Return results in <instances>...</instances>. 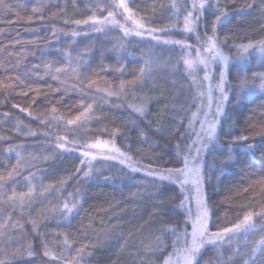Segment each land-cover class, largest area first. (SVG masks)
Here are the masks:
<instances>
[{
  "label": "snow or ice",
  "instance_id": "snow-or-ice-1",
  "mask_svg": "<svg viewBox=\"0 0 264 264\" xmlns=\"http://www.w3.org/2000/svg\"><path fill=\"white\" fill-rule=\"evenodd\" d=\"M227 3L236 5V0H225V5L221 0H90L86 5V18L75 19L67 17V4L61 7L59 3L51 5L46 0H38L31 8V14L21 17L16 13L18 20L32 24L35 20L47 19L45 10L51 11L54 7L64 14V25L75 26V29L64 33L72 38L86 36L89 32L108 36L115 31L123 42L130 43V38H140L153 47L177 52L174 60L170 57L165 63L170 65L173 76L176 73L184 75L189 86L186 97L180 99L178 89L174 88L169 93L163 84L151 83L155 69L162 66L156 54L151 52L131 78H127L126 65L122 61H118L115 68L102 64L99 72L84 75L81 66L86 53H78L74 58L71 52H65L62 64L47 63L42 73H32L58 82L55 87L48 86L49 91H42V86L26 84L22 78L26 73L9 74L7 67L0 63V69L6 76L0 80V92L11 94L19 90L20 95L28 97V107L12 104V108L26 113L44 129L42 132L34 131L17 119L14 125L16 138L51 140L48 154L29 153L25 157L22 153L27 149L23 143H16L11 135H0V142L6 145L0 151L3 157L0 159V264H40L41 260L44 264H93L95 251L102 240L116 235L118 229L116 232L94 233L93 240H89L81 230L84 239L78 241L75 235L67 232L47 233L48 224L44 225L47 234L42 235L40 224L58 218L56 228L59 229L64 226L61 221L70 223L71 219L79 216L83 201L80 181L87 182L93 178L100 167L98 161H114L123 166L122 172L126 169L128 179L133 182L134 174L142 173L144 177L151 178L158 190L151 197L152 213L138 230H143L144 224L158 212L168 213L169 218L175 221L160 225L147 241L141 239L139 245L132 239V233L117 236L116 250L112 251L113 259L109 264H201V255L206 247H211L222 264L225 247L232 248L236 244L232 252L239 255V242L257 232L260 236L252 242L248 255L251 259L259 254L258 264H264V165L258 173H250L246 182L227 188L219 201L220 212L214 208L217 201L212 194L217 191V186L209 183L214 175L219 180L230 164L239 162L241 155L255 159L259 151L264 157V120L257 123L250 117L245 128L239 129L229 123L231 112L226 111L230 108L232 92L238 94L234 97L238 102L257 91L264 93V73H253L251 80L246 74H237L233 85L228 79L230 57L224 52L232 41L231 48L236 50L238 58L236 62L243 70L250 50L264 54V37L236 44V34L222 33L221 30L227 29L232 22ZM253 7L264 13V0H259V4L255 0H245L239 10ZM0 10L11 13L13 5L8 0H0ZM7 22L15 21L8 19ZM50 32L58 38L61 29L53 28ZM177 35L184 38L174 39ZM190 39L195 43H189ZM15 43L22 42L16 39ZM3 47L7 46H0ZM118 47L122 49L124 43H119ZM12 54L11 51L8 53ZM39 68V64L33 65L34 70ZM101 73L116 75L109 79L108 75ZM66 78L74 79L72 91L80 96L74 107L67 108L68 115L62 114L58 107L68 91ZM171 83L175 85L177 80L173 79ZM50 92L60 93V96L55 101L40 100ZM97 96L102 102L113 97L126 102L114 106H126L129 110L127 124L131 127L128 131L134 129L144 146L136 149L139 156L133 154L132 144L127 143L128 131L115 126L109 128L103 123V110ZM37 101L45 105L46 113H33L31 105ZM150 106L155 109L154 114ZM6 120H10L8 112L3 113L0 128ZM92 121L100 125L98 131L106 134L107 139L99 135H80L81 131L92 130ZM172 136L176 140L174 152L160 143ZM257 137L261 138L259 143ZM118 138L124 143L118 145ZM160 152H166L177 166L160 167L168 162L165 156L154 159ZM72 153H77L75 159L79 164L71 175L57 176L48 168L40 167L58 156H70ZM13 156L14 164L10 162ZM208 157L211 159H206ZM145 159L148 163H144ZM32 168L37 171H32ZM73 176L77 187L75 191L67 192L68 182ZM104 179L110 180L111 177L104 176ZM133 195L140 198L139 192ZM165 199L172 201V209L161 207ZM52 200L56 203L53 204ZM176 210L183 215H171ZM230 212L236 213V220H230ZM214 217L222 218L223 223L217 224ZM157 218L163 219V216ZM86 227L94 232L91 223ZM47 237L51 238V247ZM34 241H38L39 252ZM204 264L211 262L205 261ZM244 264H249V260Z\"/></svg>",
  "mask_w": 264,
  "mask_h": 264
},
{
  "label": "trees",
  "instance_id": "trees-1",
  "mask_svg": "<svg viewBox=\"0 0 264 264\" xmlns=\"http://www.w3.org/2000/svg\"><path fill=\"white\" fill-rule=\"evenodd\" d=\"M13 5V11L11 13L0 10V46H7L0 48V63H3L9 74H22L26 73L22 78L26 84H34L42 86V91H49L48 86H57V81L51 80L49 77L40 78L36 75H32L33 71H44V65L51 63L53 65H59L64 62V53L71 52L75 58L78 53H86L83 57L84 64L81 66V72L84 75H92L99 72L100 66L106 65L112 68L117 66L118 61H122L126 65L127 78H131L139 67L142 66L143 60L147 55L155 53L161 62V67L155 69L153 73V79L151 83L163 84L169 93L173 92V89L180 91V99L186 97L188 92L189 81L181 73H176L174 76L171 72L170 65L165 62L171 57L173 60L178 55L177 52H171L167 48L153 47L152 44H148L147 41H140V38H130L131 42H123L120 40V34L112 32L110 35L105 36L102 33L89 32L88 35H81L75 38L65 35L64 33L69 30L75 29L72 24L64 25V14L59 12L56 8H52L51 11L45 10L47 19L40 21L35 20L32 24H29L26 20H18L16 13L18 12L21 17L31 14V8L35 6L38 0H8ZM51 5L59 3L61 7L67 4V17L68 18H86L87 9L86 5L90 3V0H46ZM245 0H236V5L227 3L226 6L232 17V22L227 29L221 30L223 32L234 33L237 36L235 43H247L249 39H260L264 37V13L257 7L252 9H245L240 11L243 7ZM251 2V0H249ZM256 4H259V0H255ZM221 4L225 5V0H221ZM75 5V7H73ZM55 13V16L53 14ZM8 19L15 21L14 23H8ZM61 29V33L58 38L51 35L50 29ZM174 39H183L182 35L173 37ZM19 39L22 43L16 44L15 40ZM119 43H124V47L121 49L118 47ZM189 43H195L194 39H190ZM154 44V42H153ZM232 41H229V47L224 48V52L229 55V69L228 79L235 85L237 74H246L251 80L253 73H264V54L259 53L256 50H250L247 54L248 59L244 62V69L242 70L240 64L237 63L236 50L231 48ZM12 55H8L9 52ZM17 65L12 67V65ZM39 64V69H33V65ZM101 75H108L109 79H114V74L101 73ZM6 79L4 70L0 69V80ZM175 79L177 83L173 85L171 81ZM75 83L74 79L66 78L65 84L68 88L64 99L59 102V110L62 114L68 115L67 108L69 106H75L80 96L78 92L72 91V85ZM181 85L184 87L181 88ZM31 95V93H30ZM238 94L236 92L230 93L229 104L230 108L226 111L231 112V119L229 123H232L236 128L244 129L246 121L251 117L257 123L264 120V93L257 91L255 94L248 96L246 99L239 102L234 98ZM60 93L50 92L45 97L41 96L40 100L55 101ZM96 100L103 110L101 119L103 123L109 128L119 127L122 131H128L131 127L127 124L129 110L124 107H115L116 103H126L123 100L117 101L115 97L111 98L108 102H102L100 97H96ZM86 102L88 100L86 99ZM12 104H20L23 107L29 106L28 97L22 96L17 92L9 94L7 91L0 92V119L3 118V113H10V120L4 121V125L0 128V135H11L12 139L16 143H23L26 152L22 153L25 157L32 153L34 155L48 154V149L51 147V140L33 139V138H16L14 131V125L17 119L21 120L24 125L31 127L34 131L42 132L44 129L35 121H32L27 117L26 113H20L19 109H13ZM31 108L33 113H46L44 104L37 101L36 104H32ZM150 110L155 113V109L150 106ZM153 118H155L153 116ZM92 130L90 132L81 131V136H93L99 135L102 138L107 139V135L100 133L98 128L100 125L96 121L91 122ZM227 129V125H225ZM175 135H179L176 133ZM129 139L127 143L132 144L133 154L139 156L140 153L136 149L143 148V144L140 142V138L137 132L133 129L128 131ZM156 140V137H152ZM259 143L260 137H257ZM124 143L120 138L117 139V144ZM166 145L168 151L174 152V145L176 143L175 136L169 137L164 141H160ZM6 145L0 142V151H2ZM77 153H72L70 156H58L55 160H49L47 164H41V168H48L50 173L55 172L57 176H63L66 173L71 175L74 169L78 166L79 161L75 159ZM160 156L167 157L166 163H162L160 167H175V163H172V158L167 156L166 152H160L154 157L159 159ZM0 159H3L0 156ZM206 159H211L210 157ZM15 163V159L10 161ZM100 167L95 171L93 178L87 182L80 181V191L83 197L82 210L79 212V216L75 219L68 221H61L63 227L57 229L56 222L58 218L51 220H45L40 224L42 235L51 233L53 231L67 232L71 235H75L77 240L84 239L81 236V230L87 234L89 240L94 239L95 234H103L106 230L116 232V235L109 237L107 240H102L101 246L95 251V259L93 264H109V261L113 259L112 251H115V241L119 235H127L132 233V239L136 241V245H139L141 239L147 241L151 235H153L157 228L166 223H174L173 219L169 218L168 213H157L153 215L148 223L144 224L143 230H138L139 225L144 223L152 213L153 202L151 197L157 193L156 187L151 182V178L144 177L142 173L134 174L135 182L128 179L127 170L114 161L97 162ZM144 163H148L145 159ZM264 165V157H262L257 151L255 159L250 156L241 155L238 163L230 164L220 175L217 180L214 175L209 182L211 185L217 186V191L212 193L217 201L214 208L217 212L221 211L219 201L223 199L227 188L234 184L244 183L248 179V175L252 172L258 173ZM155 166V165H154ZM2 170V168H0ZM32 171L37 169L32 168ZM27 171V169H25ZM40 174L39 172L37 173ZM104 176L111 177L110 180H105ZM47 182V178H46ZM77 184L75 183V176L69 180L66 188L67 192L75 191ZM139 192L140 198H137L133 193ZM55 204L56 201L52 200ZM39 207H47L46 205H39ZM166 209H172L174 207L171 200L165 199V202L161 205ZM180 215L183 213L176 210L171 215ZM75 215V214H74ZM157 216H163V219H158ZM230 220H236L237 216L235 212L229 213ZM217 224L223 223L222 218L214 217ZM91 223L93 231L87 229V225ZM259 226V221L257 222ZM48 224L47 233L45 232L44 225ZM190 230V229H189ZM31 236V233H29ZM70 235V238H71ZM260 233H253L251 236L242 239L239 242L240 254L236 255L232 252V248L237 245L234 244L232 248L225 247L223 249L222 264H244L246 260H249V264H253V261L258 264L260 255L256 254L251 259L248 253L250 252L252 242L258 239ZM49 239V246L51 247V238ZM34 244L39 252L38 241H34ZM111 248V251H109ZM125 259H130L125 258ZM205 261H210L211 264H221V261L217 258L216 253L211 247H206L201 255V264ZM40 264H44L41 260Z\"/></svg>",
  "mask_w": 264,
  "mask_h": 264
}]
</instances>
